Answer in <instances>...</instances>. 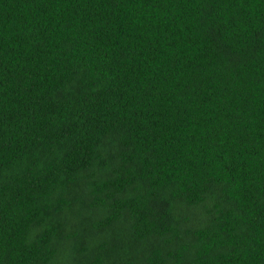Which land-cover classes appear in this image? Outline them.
<instances>
[{"label": "trees", "instance_id": "1", "mask_svg": "<svg viewBox=\"0 0 264 264\" xmlns=\"http://www.w3.org/2000/svg\"><path fill=\"white\" fill-rule=\"evenodd\" d=\"M0 264H264V0H0Z\"/></svg>", "mask_w": 264, "mask_h": 264}]
</instances>
